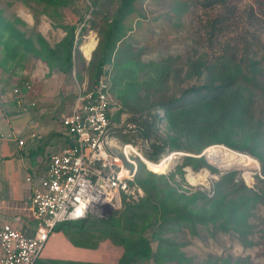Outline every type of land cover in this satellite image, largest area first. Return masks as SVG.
Here are the masks:
<instances>
[{"label": "rangeland", "instance_id": "1", "mask_svg": "<svg viewBox=\"0 0 264 264\" xmlns=\"http://www.w3.org/2000/svg\"><path fill=\"white\" fill-rule=\"evenodd\" d=\"M206 2L207 0H141L137 6L142 17L133 19L131 31L116 44V55H113L109 62L112 64L111 76L115 74L116 78H120L123 88H130L129 93L134 96L130 101L131 107L127 108L114 91L111 93L114 102L111 129L122 143L129 142L136 146L139 154L145 159V154L151 149L141 152V144H144V141L150 147L153 143L160 144V138L172 134L168 130L163 109L155 104L160 100L178 97L183 89L203 82V77L189 70L191 63L217 62L215 65L222 67L226 64L233 66L244 58H264V19L258 14L253 0H224L223 3L204 5ZM117 4V0H98V11L92 14L90 0H77L73 5L59 9L56 16L51 9H45L43 5L38 6L34 1L30 3L32 8H29L20 1L0 0V17L13 25L35 48L39 46L36 35H40L51 48L61 41L65 33L57 27L58 24H77L83 18L78 24V29L84 28L77 47L81 58L74 53L73 68L69 74L49 69L43 61L30 53L20 57L22 49L12 60H4V47L0 44V95L6 96L21 80L27 79L36 85L50 77V84L55 87L53 91L57 94L58 110L70 114L77 90L88 88L93 82L88 66L91 56L86 60L80 51L81 46L92 35L96 48L100 38L98 31L104 28L106 21L114 15ZM114 62L117 63L115 68ZM148 83L150 85H146ZM141 106L146 107L139 110ZM253 111L255 119L264 114L258 107ZM143 131L148 132L149 137H143ZM240 137L233 136V140L241 142ZM169 153L170 151L165 149L159 160ZM184 154L199 156L187 152ZM175 157L166 172L155 174L168 177L169 174L175 173L183 158ZM134 160L141 161L137 157ZM212 166L219 173H210L205 168L198 171L191 169L194 173L207 170L209 176L203 183L190 184L186 177L188 173L184 171L190 167H183L182 178L176 174L175 183L170 184L179 193L190 195L200 191L211 198L215 195V183L220 176L235 171L236 177L243 180L248 188L264 191V183L257 181V178L264 179L260 169H257L259 163L256 169L233 167L220 170L216 165ZM145 169H148L146 165ZM221 190L226 192L225 188ZM144 212L146 217H152ZM246 224L248 228L244 233L235 230L222 232L211 226L197 225L196 234L181 226L175 230L164 231L163 237L177 244L184 243L179 251L188 261H182L180 264H225L226 261L232 264L236 260L246 261L247 264H264V207L261 204L250 208ZM156 229L157 225L149 227L145 234L152 237ZM71 243L86 248L89 247L90 241L86 235H72ZM98 243L106 257H111L120 247L117 241L108 238L98 239ZM152 247L155 250V242ZM90 258L99 260L102 255L92 252ZM138 264L156 263L150 259Z\"/></svg>", "mask_w": 264, "mask_h": 264}, {"label": "trees", "instance_id": "2", "mask_svg": "<svg viewBox=\"0 0 264 264\" xmlns=\"http://www.w3.org/2000/svg\"><path fill=\"white\" fill-rule=\"evenodd\" d=\"M16 1L29 8H32L30 3L34 1L38 6L43 5L45 9H51L53 14L58 16L59 9L73 5L77 0ZM140 1L117 0L114 15L106 21L105 27L98 31L100 38L88 62L93 82L87 89L92 87L101 67L109 63L113 55L115 57L116 44L131 31L133 19L142 17L137 6ZM214 2L223 3L224 0H207L204 5ZM253 2L258 14L264 19V0ZM97 4L98 0H90L92 14L97 13ZM82 20L83 18L77 24H58L57 27H60L65 35L53 48L40 35H36L39 46L35 48L13 25L0 17V44L4 47V60H12L22 49L20 57L30 53L43 61L49 69H57L63 74L71 73L74 53L81 58L77 47L79 37L84 31L82 27L78 29ZM262 48L264 51V46ZM247 59L239 61L242 64L232 66L225 63L222 67L215 65L217 62L191 63L189 70L203 77V82L183 89L178 97L160 100L155 104L163 109L168 130L172 134L160 138V144L153 143L150 146L151 151L145 154L146 159L158 162L165 149L171 153L187 152L200 155L206 147L217 144L256 159L260 165V174L264 176V114L257 119L253 116L255 107L264 112V58ZM116 66L117 63L114 68ZM113 91L124 106L131 107L130 101L134 96L129 93L130 88H123L121 79L116 78L115 74L111 76L110 83V93ZM145 107L141 106L139 110ZM142 136L149 137V134L143 131ZM233 136H241V142L234 141ZM123 140L128 141L124 138ZM204 156H183L176 172L168 177L147 171L145 164L137 161L135 181L144 192L143 198L134 203L124 202L121 210L111 212L106 218L88 216L81 220L61 222L54 227L53 232H61L70 240L72 235H86L89 240L93 239V246L98 245V239L117 241L120 253L113 264H138L150 259L156 264H180L182 261H188L179 251L184 243L177 244L163 237L164 231L175 230L181 226L187 227L193 234H196L197 225L211 226L222 232L235 230L244 233L248 228L246 219L250 208L256 204L264 207V191L248 188L243 180L236 177L235 171L220 176L215 183V195L211 198L200 191L190 195L179 193L171 186L170 182L175 183L176 174L182 178L183 167H190L194 171L205 168L210 173H219ZM257 181L264 183L263 178H257ZM222 188H225L226 192L222 191ZM144 211L152 217H146ZM154 225H157L156 232L152 237H148L145 230ZM153 242L156 243L155 250L152 247ZM225 264H229V261ZM232 264L247 262L236 260Z\"/></svg>", "mask_w": 264, "mask_h": 264}, {"label": "built area", "instance_id": "3", "mask_svg": "<svg viewBox=\"0 0 264 264\" xmlns=\"http://www.w3.org/2000/svg\"><path fill=\"white\" fill-rule=\"evenodd\" d=\"M111 72L112 64L106 63L90 89L77 90L71 113L61 120L70 144L49 158L43 176L26 177L31 216L36 221L34 235L27 236L0 220V264H34L42 258L57 224L104 217L121 210L124 202L143 198L144 192L135 181L134 160L142 155L133 144L122 143L111 129ZM24 87L27 93L33 91L30 84ZM12 95L21 102L18 88ZM141 145V152L150 150L146 141ZM184 171L187 173V168Z\"/></svg>", "mask_w": 264, "mask_h": 264}, {"label": "crops", "instance_id": "4", "mask_svg": "<svg viewBox=\"0 0 264 264\" xmlns=\"http://www.w3.org/2000/svg\"><path fill=\"white\" fill-rule=\"evenodd\" d=\"M50 81L49 77L34 85L24 79L16 83L6 96L0 95V220L27 236L34 235L36 221L31 216L30 186L26 177L32 174L43 176L49 158L70 144L61 125L67 113L58 110L57 94ZM26 83L31 85L32 92H26ZM15 88L22 93L20 103L12 95ZM17 140H21L23 145L19 146ZM89 241V247L81 248L61 232H52L42 258L34 264H113L116 261L120 247L111 257H106L99 243L93 246V241ZM92 252H98L102 259L90 258Z\"/></svg>", "mask_w": 264, "mask_h": 264}, {"label": "bare ground", "instance_id": "5", "mask_svg": "<svg viewBox=\"0 0 264 264\" xmlns=\"http://www.w3.org/2000/svg\"><path fill=\"white\" fill-rule=\"evenodd\" d=\"M96 41L92 35H90L87 40L82 44L81 51L83 56L86 59H89L91 52L95 48ZM171 153V152H170ZM167 156H163L158 162L149 161L141 156L140 160L143 162L147 168L153 172H166L169 165L171 164L172 159L177 155L182 156L183 154H179L177 152L171 153ZM203 154H206V159L208 163L212 165H216L220 170H225L229 168H238V169H248L258 167V162L252 157L231 150L223 145H211L208 147ZM187 180L190 184L196 185L206 181L209 173L207 170H201L200 172L193 173L190 169L187 168Z\"/></svg>", "mask_w": 264, "mask_h": 264}, {"label": "water", "instance_id": "6", "mask_svg": "<svg viewBox=\"0 0 264 264\" xmlns=\"http://www.w3.org/2000/svg\"><path fill=\"white\" fill-rule=\"evenodd\" d=\"M204 152V151H203ZM203 152L198 156V157H200V156H204V154H203ZM183 156H187L186 154H183L181 157H183ZM206 159V158H205ZM208 162V161H207ZM258 170L260 169V166L257 168Z\"/></svg>", "mask_w": 264, "mask_h": 264}]
</instances>
